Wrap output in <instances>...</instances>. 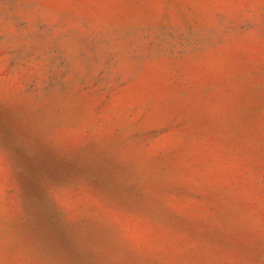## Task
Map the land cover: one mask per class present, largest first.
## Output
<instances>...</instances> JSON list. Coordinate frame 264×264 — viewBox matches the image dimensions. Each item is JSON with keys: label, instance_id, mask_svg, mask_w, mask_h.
<instances>
[{"label": "rangeland", "instance_id": "obj_1", "mask_svg": "<svg viewBox=\"0 0 264 264\" xmlns=\"http://www.w3.org/2000/svg\"><path fill=\"white\" fill-rule=\"evenodd\" d=\"M3 146L0 264H264V0H0Z\"/></svg>", "mask_w": 264, "mask_h": 264}, {"label": "snow or ice", "instance_id": "obj_2", "mask_svg": "<svg viewBox=\"0 0 264 264\" xmlns=\"http://www.w3.org/2000/svg\"><path fill=\"white\" fill-rule=\"evenodd\" d=\"M53 137L60 143H70L79 145L81 142L80 130L74 125H66L62 128L53 130ZM13 165L10 149L6 146L0 147V169L7 172ZM49 199L54 204L63 201L62 211L65 214H71V210L76 206L79 199L78 189L79 181L74 175L64 173L50 174L45 178ZM109 210L112 213L114 226L122 232H137L141 227V222L127 211V204L117 199L114 203L109 204ZM75 218V217H74Z\"/></svg>", "mask_w": 264, "mask_h": 264}]
</instances>
